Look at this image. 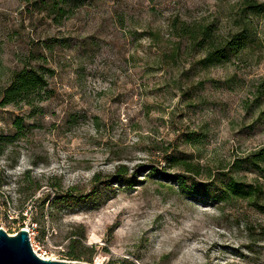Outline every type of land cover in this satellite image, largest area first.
<instances>
[{
  "label": "rangeland",
  "instance_id": "obj_1",
  "mask_svg": "<svg viewBox=\"0 0 264 264\" xmlns=\"http://www.w3.org/2000/svg\"><path fill=\"white\" fill-rule=\"evenodd\" d=\"M175 19L212 25L219 41L245 26L247 48L205 62ZM28 65L49 70L48 93L0 105V229H26L50 260L264 264V162L249 161L264 151V0H0V99ZM27 170L42 188L25 203ZM231 179L260 193H222ZM107 188L115 196L95 210L49 203ZM45 194L43 211L29 203Z\"/></svg>",
  "mask_w": 264,
  "mask_h": 264
},
{
  "label": "trees",
  "instance_id": "obj_2",
  "mask_svg": "<svg viewBox=\"0 0 264 264\" xmlns=\"http://www.w3.org/2000/svg\"><path fill=\"white\" fill-rule=\"evenodd\" d=\"M245 7L253 14H259L263 9L262 5L250 1L246 2ZM47 9L49 10V12L55 15V18H60V20L64 19V17H66V15L68 14L67 10L59 7L55 2L51 4ZM171 25L172 28L177 32L178 38L186 39L191 45H193V47H197L198 49L204 50L206 52L204 61L208 63H219L231 56L240 54L247 48L249 41V35L247 34V29L245 26L240 27V30L235 34H232L231 36H228V38L219 41L212 25H189L177 19L173 20ZM47 74H49V70H43L39 67H31L30 65L13 71L11 73L9 84L2 90L0 105L2 107L18 104L29 105L30 102L34 99H37V101L44 100L48 93ZM13 126L16 130H20L22 128V119H15L13 121ZM7 140L8 138L0 134V155ZM166 160L168 161L169 165L171 164L172 168H179L183 172L187 173H196V166H193L187 161L179 160L174 156L167 157ZM249 161L250 164L255 167L259 165V163L264 162V151L254 154L249 159ZM123 170L124 167H119L117 174L123 175ZM23 177V181L26 182L31 189L29 198L25 200L26 203L29 201V199L34 197L37 192L41 190L42 186L39 185L38 182H35L31 179L30 170H27L23 174ZM122 178L123 182H125L126 184L130 183V180L124 179V177ZM171 178H176L178 181L180 179L177 176ZM50 188L52 190L55 189L56 191V186H50ZM104 191L101 192L94 189L89 194L79 196H75L72 190L68 191L66 194L54 192L53 200H51L49 203L52 204L51 206H63L64 208L83 205L89 210H95L115 196V193L112 192L110 188H107V190L104 189ZM222 193L236 198L251 200L258 196V194L260 193V189L259 187L245 185L231 179L223 187ZM49 197V194H45L37 198L35 202H33L32 200L29 203L37 205L39 211H43L45 204L49 201ZM35 208L36 207H34V209ZM24 210L25 209L22 208L20 212L23 213ZM37 221L38 219L36 216V218H33V222L35 223V225L37 224ZM21 227H23V224ZM67 257L68 260L71 261H81L82 259V256L76 253H69Z\"/></svg>",
  "mask_w": 264,
  "mask_h": 264
},
{
  "label": "water",
  "instance_id": "obj_3",
  "mask_svg": "<svg viewBox=\"0 0 264 264\" xmlns=\"http://www.w3.org/2000/svg\"><path fill=\"white\" fill-rule=\"evenodd\" d=\"M0 264H86L77 261L44 260L32 250L28 231L21 229L10 236L0 229Z\"/></svg>",
  "mask_w": 264,
  "mask_h": 264
},
{
  "label": "built area",
  "instance_id": "obj_4",
  "mask_svg": "<svg viewBox=\"0 0 264 264\" xmlns=\"http://www.w3.org/2000/svg\"><path fill=\"white\" fill-rule=\"evenodd\" d=\"M28 237H29V232H28ZM29 241H31V240H30V237H29ZM30 245H31V248H32L33 252H34L39 258L44 259V260H47V259H48V257H47V252H46L45 250L41 249L40 246H38V245H33L32 242H31Z\"/></svg>",
  "mask_w": 264,
  "mask_h": 264
},
{
  "label": "bare ground",
  "instance_id": "obj_5",
  "mask_svg": "<svg viewBox=\"0 0 264 264\" xmlns=\"http://www.w3.org/2000/svg\"><path fill=\"white\" fill-rule=\"evenodd\" d=\"M30 240H32V234H30ZM32 242V241H31ZM47 260H50L49 258Z\"/></svg>",
  "mask_w": 264,
  "mask_h": 264
}]
</instances>
